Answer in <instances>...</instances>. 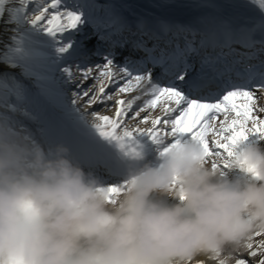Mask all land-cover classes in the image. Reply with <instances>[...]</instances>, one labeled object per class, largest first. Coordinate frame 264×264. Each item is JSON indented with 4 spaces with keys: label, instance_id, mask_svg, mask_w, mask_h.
I'll return each mask as SVG.
<instances>
[{
    "label": "clouds",
    "instance_id": "clouds-1",
    "mask_svg": "<svg viewBox=\"0 0 264 264\" xmlns=\"http://www.w3.org/2000/svg\"><path fill=\"white\" fill-rule=\"evenodd\" d=\"M68 151L0 140V264H188L240 249L264 231L260 143L233 151L232 166L251 179L230 178L186 138L121 187L99 186Z\"/></svg>",
    "mask_w": 264,
    "mask_h": 264
},
{
    "label": "snow or ice",
    "instance_id": "snow-or-ice-1",
    "mask_svg": "<svg viewBox=\"0 0 264 264\" xmlns=\"http://www.w3.org/2000/svg\"><path fill=\"white\" fill-rule=\"evenodd\" d=\"M250 3L258 5L260 18L254 19L237 11L247 8L248 4L233 3L231 0H194L187 4L161 0L152 7H185L204 11L187 23L161 16L155 17L153 21L140 17L136 21L135 33L131 31L127 18L119 11L122 8L130 9L131 5H116L106 10L102 24L112 34L119 35L127 30L132 35H147L163 45L155 50L156 54L150 59L154 65H164V75L169 78L168 85L161 86L152 82L150 70L140 72L143 65L134 64L132 71L129 67L119 69L126 79V84L119 91L126 92L133 82L139 84L145 81L153 97L145 106L155 108L160 102L165 117H156L149 122L146 116L144 122H149V126L124 131L123 136L117 138L123 140L134 134H145L157 142H171L187 135L204 146L207 157H212L233 155V146L250 134L264 136V119L254 115L257 112L264 113V107L257 106L255 95L259 91L264 96V0H250ZM98 7L95 4L77 3L76 0H0V23L45 33L60 43L65 38L64 33H69L71 37V30L79 32L83 25L93 22ZM229 9L233 11L226 14ZM72 47L69 38V42L58 47L57 51L66 53ZM114 55V52H109L102 57L104 63L96 66L101 69L100 77L114 76L111 71ZM192 57L199 58V73L194 74L192 71ZM64 71L69 72L68 69ZM92 72L93 69L88 68L83 78L88 79ZM99 92H105L103 85L99 87ZM88 94V91L83 92L84 96ZM194 96L198 98H192ZM206 100L215 102H202ZM221 114L223 120L217 125L215 121ZM116 115L123 118L127 111L118 110ZM135 115L139 116L140 112ZM102 119L112 129L104 134L116 135L114 130L118 121H109L108 117ZM211 164L218 167L215 163ZM117 190L112 189L113 192ZM254 236L260 239L254 242ZM243 247L247 249V256L235 259L234 264H264V231H254L246 238ZM239 250H226L229 252L230 264L231 252ZM224 253L208 259L215 264H225ZM188 264H193V258L189 259ZM195 264H204V261L198 259Z\"/></svg>",
    "mask_w": 264,
    "mask_h": 264
},
{
    "label": "bare ground",
    "instance_id": "bare-ground-1",
    "mask_svg": "<svg viewBox=\"0 0 264 264\" xmlns=\"http://www.w3.org/2000/svg\"><path fill=\"white\" fill-rule=\"evenodd\" d=\"M76 1L81 4H94L99 1L103 2L102 0ZM241 1L242 0H231L233 3H241ZM114 2L120 3L121 5H139L149 11L159 10L161 12L183 13L184 18L190 20H193L198 15H202L204 11L185 7H171L164 9L152 7L154 3H159L161 0H105V3ZM192 2H194V0H175V3L177 4H187ZM249 7L250 6L247 8ZM247 8L239 9V11L245 12ZM232 11L233 10L231 9L227 10L229 14ZM87 26L88 23L83 25L79 32L71 30L73 35L71 38L73 47L66 53H59L57 48L63 44H67L69 40L67 41L62 39L61 42L58 43L47 34H38L36 32L35 39L30 40L35 45L45 49V52L34 55L29 49L22 50L21 54L17 53L19 43L22 40L27 39L23 35L24 28H17L14 25H4L3 23H0V75L6 77L10 81V88L15 90L16 95H14L13 99L17 102L16 104L31 111V114L29 115L30 119H36L43 116L44 120L41 122V125L42 127L47 126L45 131L47 136L49 130H54L58 135L57 138L61 141H66L72 136L78 139L77 136L85 135L87 140L83 141V145L90 149L94 148L96 150H101L100 145L103 144H110L117 148L119 147L127 154L125 165L129 167L131 171H137L138 169L140 170L146 166H158V163H160L158 158L163 156L162 153L164 148L176 141L157 142L145 134H134L131 137H125L123 140L117 138V136H123L124 131H131L136 127L149 126L151 119L156 117L163 119L165 117V114L161 111L160 102H158L157 107L155 108H148L145 106L147 101L153 98L151 93L146 89V86L148 85L145 81H141L139 84L133 82L132 85L128 86V91L120 92L119 89L126 84V79L123 78V74L119 71V69L123 67L118 66L116 61H114V66L111 68L114 76L109 78L100 77L101 69L92 66L90 68L93 69V72L90 74L88 79H86V82H83V85L90 82L87 89L89 94L88 96H85V100L83 99V101H80L77 82L80 80L79 78H82V81L85 80L83 78V73L88 68L80 70L76 67H56L57 62L59 60H63L68 53H71L74 49L75 50L71 54H75L78 51V47L84 42V38H81V34H84ZM97 27L100 26L97 25ZM102 29H98L97 33L99 34ZM67 35H69V33H64L63 37ZM142 37L147 38L146 35H142ZM116 38L113 42L120 40L119 37ZM102 45H105L104 47L107 48L109 47V43L106 39L99 41L93 46L99 48ZM125 51L126 49H124L122 53H125ZM48 58L56 60H51L50 62L42 60ZM103 63L104 61L100 60L97 65H102ZM24 64L32 66L36 71L34 76H27L31 80L27 88L29 91L28 93L32 96L31 101L23 99L21 97L22 90L19 91L16 87V84H20L18 78L24 73ZM64 69H68L71 75H69V72H65ZM46 71H48L49 74L54 75L55 78L52 79L51 77L45 75ZM14 78H17V81H15ZM119 83H122V85L118 86L115 89L116 91L111 93L110 89ZM101 85L105 87L104 93L99 92V87ZM108 89L109 92L106 93ZM255 95L257 97V106L264 107V96H262L259 91H257ZM93 97H96V99L93 100ZM142 98L145 99V104L136 108L135 105L137 102H141ZM90 100H92V103H89ZM120 101H123L124 103L121 104L119 103ZM32 104H34L35 107H33ZM11 107L10 111L16 110L15 104ZM121 109H125L127 111V115L123 118L116 115L117 111ZM141 109H143V111H141ZM138 111L140 112V115L136 116L135 113ZM254 115L264 119V113L257 112L254 113ZM146 116L149 118V122H144V117ZM102 117H108L109 121H118L114 130L116 135L108 136L104 134L105 131H111L112 129L102 119ZM221 120H223V114L217 117L215 123L219 125ZM21 121L22 120L18 119L16 122L20 123ZM186 138L191 137L184 135L178 137V140L183 141ZM35 140H37L36 135L24 144H31L37 147L39 144ZM209 143L211 146V141H209ZM248 143H260L264 146V136H261L259 133L250 134L246 139L241 140L239 144L234 145L232 151H238L241 145L246 146ZM208 160L211 163H215L223 170V172L227 173L230 178L240 177L242 179H251L249 174L232 166L234 160L233 155H216L208 157ZM225 160H227V163H225ZM138 164H140V167H138ZM126 183L127 180L121 179V181H115L114 183H106L102 187H121L125 186ZM155 198H162L170 204L179 202L178 197H173L167 194L163 196L156 194ZM257 240L258 239L253 238L254 242ZM239 252L247 254V249L242 247ZM224 255L228 256L229 254L224 253ZM198 259L203 260L204 264H215V262L209 260L207 256L193 257V264H195V261Z\"/></svg>",
    "mask_w": 264,
    "mask_h": 264
},
{
    "label": "rangeland",
    "instance_id": "rangeland-1",
    "mask_svg": "<svg viewBox=\"0 0 264 264\" xmlns=\"http://www.w3.org/2000/svg\"><path fill=\"white\" fill-rule=\"evenodd\" d=\"M37 33L40 34V32H37ZM35 34L36 32L27 31L26 29L25 30L23 29V35L27 39L22 40L19 43L18 50H17L18 54H21V51L24 49L25 50L29 49L31 53L34 55L45 52V49L31 42L30 39H35L36 37ZM71 37L67 35L65 36L64 39L68 41L69 38L71 39ZM42 60L46 62H50L51 60L55 61L56 59L48 58V59H42ZM64 63H65L64 61L62 62V60L61 61L59 60L56 64V67H61L64 65ZM24 67H25L24 73L22 74L21 77L18 78L20 81V84H16V87L19 91H21V88H24L26 91H21L22 93L21 97L25 100L31 101L32 96L28 93L29 91L27 89L31 80L27 76H34L36 71L30 65L24 64ZM45 75H47L48 77H51L52 79L55 78V76L49 74L48 71H46ZM14 79L17 80V78H14ZM79 79L80 80L77 82L78 84L77 89H79L78 96L80 97V101H83V99L85 100V96L83 95V92L88 91L87 89H88L90 82L83 85V82H86V80L82 81L81 80L82 78H79ZM9 85H10V81L6 77L0 75V140H4V141H7L9 143L19 145V146H28L33 149L41 148L45 151V153L50 154L49 148H47L43 142V137H44L43 132L45 131V127H42L41 125L43 116L36 118V119L35 118L30 119L29 115L31 114V111L29 109H26L23 106H19L18 104H16L17 103L16 101L12 100L11 98L12 95H16V94H15V90L11 89ZM5 90L6 91L10 90L12 93L11 96ZM3 92H6V93H3ZM14 104L16 105L15 107L16 110L10 111V109L12 108L11 106ZM32 105L33 107H35L34 104ZM17 119H20L22 121L18 123L16 122ZM32 132H37V140H35L39 144L37 147L31 144L30 145L24 144L30 138L35 137L34 135H32ZM253 238L258 239V240L260 239V237H255V236ZM225 253L229 254V252L227 251ZM230 256H231V262L232 264H234L235 259L245 258L247 254L244 252L238 251V252H231Z\"/></svg>",
    "mask_w": 264,
    "mask_h": 264
}]
</instances>
